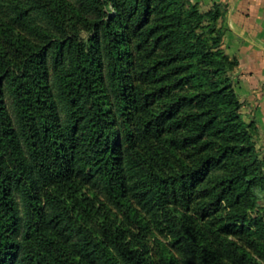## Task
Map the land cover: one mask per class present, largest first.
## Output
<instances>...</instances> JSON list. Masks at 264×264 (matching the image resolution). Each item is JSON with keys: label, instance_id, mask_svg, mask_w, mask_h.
Here are the masks:
<instances>
[{"label": "trees", "instance_id": "16d2710c", "mask_svg": "<svg viewBox=\"0 0 264 264\" xmlns=\"http://www.w3.org/2000/svg\"><path fill=\"white\" fill-rule=\"evenodd\" d=\"M223 11L0 0V264H159L121 227L79 221L62 185L137 199L154 230L173 234L165 264H179L169 247L197 264H264V157L223 48ZM121 119L147 155H125Z\"/></svg>", "mask_w": 264, "mask_h": 264}, {"label": "crops", "instance_id": "0c3cea01", "mask_svg": "<svg viewBox=\"0 0 264 264\" xmlns=\"http://www.w3.org/2000/svg\"><path fill=\"white\" fill-rule=\"evenodd\" d=\"M202 9L223 7V48L238 61L233 74L246 121L255 120L258 146L264 156V0H192Z\"/></svg>", "mask_w": 264, "mask_h": 264}, {"label": "rangeland", "instance_id": "374dc122", "mask_svg": "<svg viewBox=\"0 0 264 264\" xmlns=\"http://www.w3.org/2000/svg\"><path fill=\"white\" fill-rule=\"evenodd\" d=\"M234 72L235 70L232 75ZM122 120L123 119L119 122L121 127L120 130L122 131L124 139V153L127 157L132 156L138 160L139 155H147L150 152V148L148 150V145L142 142L138 137L133 138L132 140L129 139V142L126 141L129 132L125 129L124 122ZM258 138L259 130L257 136V149L261 153V148L258 146ZM69 188L70 187H68V185H62L59 191L63 194L65 203L68 206L71 205L72 211H74L75 215L77 212L80 213L79 217L76 216L78 219H81L79 221L90 226L92 229H99V225H104L108 229L121 227L125 237L135 243H144L146 247H148L149 254L155 257L159 264H165L167 262V251L163 250V245H168L173 241V234H171L168 229L164 232L154 230L149 216L144 215L142 211L138 210L141 209V204H139L137 199L132 198V205L128 207L126 205L113 204L106 199V197L92 192L83 185H77L75 186V189ZM59 201H61L60 194H58L56 198V202ZM83 213H88V217L86 218L87 220L83 219ZM182 215L185 218L187 217L185 220H192V222L200 225L203 223V220L199 219L195 212L191 213L184 211L182 212ZM178 216L179 215L174 216V220L171 222L172 225H178L179 222H181L179 218H177ZM211 235L214 236L212 233ZM169 248L171 249L173 255H175V260H177L179 264H197L190 256H186L184 251L178 250L176 247Z\"/></svg>", "mask_w": 264, "mask_h": 264}]
</instances>
